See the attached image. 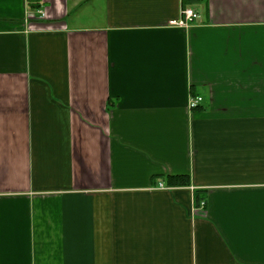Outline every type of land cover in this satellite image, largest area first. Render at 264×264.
<instances>
[{
  "label": "crops",
  "instance_id": "obj_1",
  "mask_svg": "<svg viewBox=\"0 0 264 264\" xmlns=\"http://www.w3.org/2000/svg\"><path fill=\"white\" fill-rule=\"evenodd\" d=\"M0 264H264V0H0Z\"/></svg>",
  "mask_w": 264,
  "mask_h": 264
},
{
  "label": "built area",
  "instance_id": "obj_2",
  "mask_svg": "<svg viewBox=\"0 0 264 264\" xmlns=\"http://www.w3.org/2000/svg\"><path fill=\"white\" fill-rule=\"evenodd\" d=\"M197 19H199V15L193 11L192 9H184L182 10L181 18L174 22L173 25H176L181 28H187L192 25ZM203 99L201 97H193L190 101V109L195 110L200 106ZM205 203H202L204 206Z\"/></svg>",
  "mask_w": 264,
  "mask_h": 264
},
{
  "label": "trees",
  "instance_id": "obj_3",
  "mask_svg": "<svg viewBox=\"0 0 264 264\" xmlns=\"http://www.w3.org/2000/svg\"><path fill=\"white\" fill-rule=\"evenodd\" d=\"M198 108H196V109H198ZM172 181L174 182L173 184L177 185V186H189V181L186 178L172 177ZM196 202L198 205L201 202V200L199 198V192L196 193Z\"/></svg>",
  "mask_w": 264,
  "mask_h": 264
}]
</instances>
